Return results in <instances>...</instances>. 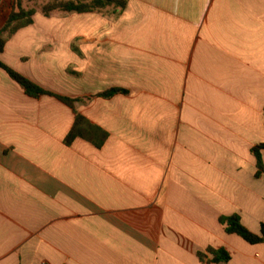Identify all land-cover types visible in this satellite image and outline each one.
Wrapping results in <instances>:
<instances>
[{"label": "crops", "instance_id": "1", "mask_svg": "<svg viewBox=\"0 0 264 264\" xmlns=\"http://www.w3.org/2000/svg\"><path fill=\"white\" fill-rule=\"evenodd\" d=\"M0 62L49 94L0 68V264H202L208 249L264 264V244L221 223L264 225V0L38 11ZM111 90L128 94L99 97ZM76 113L108 133L103 148L66 145Z\"/></svg>", "mask_w": 264, "mask_h": 264}, {"label": "trees", "instance_id": "2", "mask_svg": "<svg viewBox=\"0 0 264 264\" xmlns=\"http://www.w3.org/2000/svg\"><path fill=\"white\" fill-rule=\"evenodd\" d=\"M25 4L28 5L25 6ZM31 4L38 6L31 7ZM128 4L129 0H14L12 12L5 26L0 30V54L3 53L10 36L33 24V17L38 11L45 17H50L53 14L72 15L96 13L111 19H116L122 15ZM0 68L7 72L11 79L21 86L29 97L38 99L42 96L49 95L27 78L5 66L2 62H0ZM117 94L126 95L128 92L125 90H111L99 95V97L109 99ZM58 99L74 111L77 102H84V100H72L62 97H58ZM108 138L109 135L107 132L76 113L75 124L67 136L65 143L70 146L75 140L82 139L91 143L97 149H101L106 144ZM263 150L264 144L252 149V154L257 161L259 170L257 176H260V173H264ZM221 223L229 235H237L251 245L264 244V225L261 226V233L257 235L249 231L241 223V219L238 216L223 218ZM206 253L198 254L202 264H227L232 259L230 254L223 249H208ZM208 255L212 257L211 261L207 260Z\"/></svg>", "mask_w": 264, "mask_h": 264}, {"label": "rangeland", "instance_id": "3", "mask_svg": "<svg viewBox=\"0 0 264 264\" xmlns=\"http://www.w3.org/2000/svg\"><path fill=\"white\" fill-rule=\"evenodd\" d=\"M31 7L33 6V7H36V6H38V5H35V4H31L30 5ZM3 23H2V21L0 20V25H2ZM4 25V24H3ZM3 28V27H2ZM2 28H0V30L2 29Z\"/></svg>", "mask_w": 264, "mask_h": 264}]
</instances>
